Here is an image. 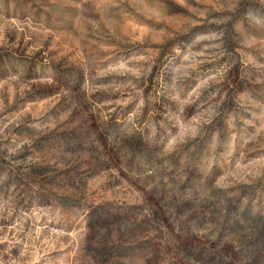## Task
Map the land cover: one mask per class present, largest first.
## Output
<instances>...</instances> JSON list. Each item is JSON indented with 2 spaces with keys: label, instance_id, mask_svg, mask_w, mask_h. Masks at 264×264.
<instances>
[{
  "label": "rangeland",
  "instance_id": "obj_1",
  "mask_svg": "<svg viewBox=\"0 0 264 264\" xmlns=\"http://www.w3.org/2000/svg\"><path fill=\"white\" fill-rule=\"evenodd\" d=\"M0 264H264V0H0Z\"/></svg>",
  "mask_w": 264,
  "mask_h": 264
}]
</instances>
